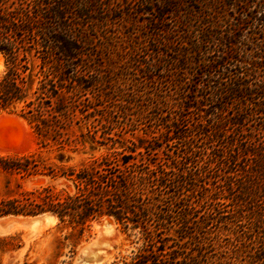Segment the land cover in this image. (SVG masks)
<instances>
[{
    "label": "rangeland",
    "instance_id": "374dc122",
    "mask_svg": "<svg viewBox=\"0 0 264 264\" xmlns=\"http://www.w3.org/2000/svg\"><path fill=\"white\" fill-rule=\"evenodd\" d=\"M141 1L102 0L105 7L101 16L107 21L94 23L95 35L90 41L93 55L75 81L70 126L63 136L71 144L82 138L83 143L75 145L77 150L73 151L68 143L62 148L53 143L43 147L33 126L17 112L7 111L0 118L11 117L19 127L0 131V154L39 152L48 163H60L59 153L64 155L65 163L112 151L131 154V161L151 173L148 189L157 205L156 215L147 229L116 222L110 216L113 234L102 233L100 221L109 215L103 216L82 233L73 256L65 237L77 231L56 226L58 220L31 238L26 235L23 218L4 220L10 224L0 228V264H112L122 258L133 261L138 254H153L147 264L251 262L255 249L246 231L250 210L245 205L237 209L231 201L232 192L226 189L232 175L231 166L221 159L223 149L226 156L222 143L226 139L211 135L215 131V113L211 112L218 110H213L217 103L202 98V86L207 82L202 75L205 67L195 74L189 45L200 40L201 30H212L217 37L202 43L197 57L204 58V51L211 50L207 58H213L222 49H233L231 53L239 58L245 76L251 82L257 76L264 84V0H184L182 8L198 14L185 30L176 26L171 14H167L166 23L152 24L158 15L154 11L158 0H148L151 3L144 5ZM144 9L153 13L141 14ZM204 15L212 16L216 26L209 19L204 21ZM155 25L171 26L178 38L154 31ZM184 32H188L185 38ZM221 38H232L234 43L224 45L226 41ZM236 66L232 62L228 67L234 72ZM5 69L6 60L0 53V77ZM227 105L233 113V104ZM258 111L254 107V115L240 126L254 138L264 137L263 130L259 134L264 117ZM234 126H226L228 133ZM50 182L64 185L62 180L53 181L48 176L22 177L0 171V197L20 187L31 189ZM100 237L117 238L104 259V242L91 245ZM84 249L89 257L81 263Z\"/></svg>",
    "mask_w": 264,
    "mask_h": 264
},
{
    "label": "trees",
    "instance_id": "16d2710c",
    "mask_svg": "<svg viewBox=\"0 0 264 264\" xmlns=\"http://www.w3.org/2000/svg\"><path fill=\"white\" fill-rule=\"evenodd\" d=\"M146 3L151 2L141 1V5ZM156 4L154 11L158 15L152 24L165 22L167 14L174 15L176 26L184 30L196 21L194 18L198 14L182 8L184 0H158ZM103 6L102 0H0V53L6 60V69L0 77V114L13 111L24 117L33 126L43 147L53 143L62 148L68 143L75 151V145L83 143L82 138H76L71 144L63 136L70 126L73 107L70 98L75 93V81L93 55L90 41L95 35L94 23L107 21L101 16ZM109 6H106L107 11ZM140 11L141 14L153 13L151 9ZM256 15L255 19L263 21ZM211 18L203 16L204 21L209 19L216 26ZM204 21L199 20V23ZM153 30L171 33L168 38H178L171 26L155 25ZM198 33L201 41L189 45L191 63L196 67L195 74L199 73L197 69L205 67L202 75L207 82L202 86L203 100L217 103L213 110H218L211 112V115L215 113L212 123L215 131H211V135L226 139L222 141L226 156L223 149L221 159L231 166L232 172L226 189L232 192L231 201L237 209L245 205L250 210L246 231L255 252L249 264H264V137L249 136L240 127L254 115V107L264 117V84L257 76L252 82L245 76L239 58L235 59L231 53L233 49H222L213 58H207L211 50L204 51L206 57H197L202 43L217 37L212 30ZM184 34L183 38L188 36V32ZM221 39H225L224 45L234 43L232 38ZM232 62L238 67L234 72L228 67ZM228 103L233 104V113ZM18 105L21 106L16 108ZM230 124L235 126L228 133L226 126ZM259 128L261 134L264 118ZM222 132L226 136H222ZM58 159L60 163H48L39 152L0 154V171L22 177L43 175L64 182L61 187L50 182L7 193L0 197V216L53 212L58 218L56 226L77 231L65 237L70 241L72 256L82 233L103 216H113L116 222L147 229L157 213V205L149 197L151 173L131 161L134 156L112 151L91 155L76 163H65L64 155L59 153ZM151 257L153 254H138L133 261L122 258L112 264H147Z\"/></svg>",
    "mask_w": 264,
    "mask_h": 264
},
{
    "label": "bare ground",
    "instance_id": "6f19581e",
    "mask_svg": "<svg viewBox=\"0 0 264 264\" xmlns=\"http://www.w3.org/2000/svg\"><path fill=\"white\" fill-rule=\"evenodd\" d=\"M5 115V114H4ZM14 115V114H13ZM13 117V116H12ZM11 118V117H10ZM18 119H20V118H18ZM21 123V122H20ZM23 124L25 123L24 121L22 122ZM22 124V125H23ZM24 128V127H23ZM23 133V132H22ZM5 135V134H4ZM3 137V136H2ZM22 137V136H21ZM5 138V137H4ZM22 144V143H21ZM3 150V149H2ZM7 216H9V215H7ZM16 216V215H15ZM4 217V218H3ZM3 217H0V218H3L2 220H0V223L2 222V221H4V220H8V219H18V218H23V224H24V226L27 228V232H28V222L31 220V219H33V217H31V216H23V217H5V216H3ZM56 220H57V218L56 217H52L51 219H50V222L51 223H49V224H47V225H40V226H38V225H35L34 226V228H33V230H34V232H35V234H38L39 232H41V231H44L47 227H49L52 223H55L56 222ZM4 222H6V223H8L6 226H4L3 228H6L10 223H9V221H4ZM3 222V223H4ZM1 228V227H0ZM113 232H114V228H113V226H112V224L111 223H109V224H106V225H104L103 226V228H102V233L104 234V233H106V234H113ZM26 235H27V237L28 238H31L29 235H28V233H26ZM32 237H34V236H32ZM102 242H104L103 244H104V246L106 247V249H103V250H101L102 251V254H103V258L102 259H104V258H106L107 256H108V254H110L108 251H110L111 249H113L114 247H115V243L117 242V238H115V237H113L112 239H104V237H100V238H98L97 240H95L91 245L92 246H97V245H100ZM89 250H91V248H88V251ZM88 252H87V250L86 249H84L83 250V255H86ZM88 255V254H87ZM89 257V256H88ZM83 261H86L85 259H81V263L83 262ZM94 261V260H93ZM90 263V262H89ZM92 263H94V262H92ZM95 263H97V262H95ZM94 263V264H95ZM100 264V263H99Z\"/></svg>",
    "mask_w": 264,
    "mask_h": 264
},
{
    "label": "water",
    "instance_id": "95a60500",
    "mask_svg": "<svg viewBox=\"0 0 264 264\" xmlns=\"http://www.w3.org/2000/svg\"><path fill=\"white\" fill-rule=\"evenodd\" d=\"M2 114V113H1ZM1 114H0V116H1ZM17 127H19V124L17 123V121H15V120H12V119H10V118H6V117H4V118H0V131L1 130H5V129H7V128H10V129H12V128H14V129H17ZM2 140V139H1ZM27 216H31V217H33V219H31L29 222H28V235L30 236V237H32V236H35L36 234H35V232H34V230H33V228H34V226L35 225H38V226H40V225H47V224H49V223H51L50 222V219L52 218V217H56L57 218V216H56V214H54L53 212H49V211H45V212H42V213H37V214H34V215H27ZM57 220H58V218H57ZM113 220V217H110V216H107V217H104L103 219H102V221H100V224L102 225V226H104V225H106V224H109V223H111V221ZM8 223H6V222H1L0 223V227H4V226H6ZM80 259H85V260H87L88 259V255L86 254V255H83V254H81V256H80V258H79V260Z\"/></svg>",
    "mask_w": 264,
    "mask_h": 264
}]
</instances>
